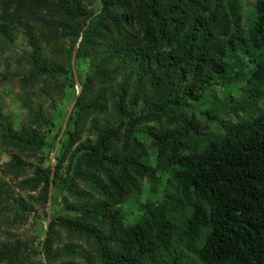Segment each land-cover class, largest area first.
I'll list each match as a JSON object with an SVG mask.
<instances>
[{
    "label": "trees",
    "instance_id": "trees-1",
    "mask_svg": "<svg viewBox=\"0 0 264 264\" xmlns=\"http://www.w3.org/2000/svg\"><path fill=\"white\" fill-rule=\"evenodd\" d=\"M239 5L0 0V51L16 36L27 46L17 130L0 100V146L12 151L0 173L31 169L17 185L37 192L46 221L36 264H264V0L241 26ZM215 86L222 100L199 112L216 122L208 135L192 110ZM46 100L59 106L45 123L34 106ZM224 113L233 122L220 124ZM43 152H54L47 166ZM145 185L130 221L124 203ZM20 247L1 242L0 264H22Z\"/></svg>",
    "mask_w": 264,
    "mask_h": 264
},
{
    "label": "rangeland",
    "instance_id": "rangeland-1",
    "mask_svg": "<svg viewBox=\"0 0 264 264\" xmlns=\"http://www.w3.org/2000/svg\"><path fill=\"white\" fill-rule=\"evenodd\" d=\"M254 0H239L240 6V15H239V23L240 26L243 22V18L245 16L244 10L246 9L248 4H252ZM27 50V46L25 40L21 36H16L13 41L12 46L9 50H5L4 52L0 51V73H3L5 68H7V81L0 85V100H1V110L2 114L11 121L12 127L14 130H17L21 127L25 120V108L23 107V103L21 100L23 95L20 94L19 91V83L15 78L21 76L24 71H26V62L23 58V52ZM16 80V81H15ZM207 89L205 94V99L202 104H198L192 110L194 118H196L202 125L208 123V128H203V134L214 135L216 132V122L211 120H206L199 116V112L205 108L209 107L210 96H214L215 101L222 100V94L220 93V89L216 88ZM77 88V87H76ZM222 89V88H221ZM238 94H236L237 97ZM28 98L31 99L32 102H39L40 94L36 91L30 90V94L27 93ZM239 99V98H237ZM144 105V102L139 103L140 106ZM39 106L42 113V120L46 123L49 115L53 113L54 109H57L59 106L58 103H51L49 105L48 100L46 102L35 103V107ZM261 109H264L262 105H259ZM69 110V108H68ZM234 116L230 113H224L219 117V122L222 125L227 124L229 122H233ZM61 123L60 118H56L54 124L59 125ZM41 125V126H40ZM39 131L43 134H52L55 131V128H52L50 124L48 125V129L44 128L42 123H40ZM152 123H149L148 126H152ZM63 123L61 125V130H63ZM146 127V125H142L140 128ZM47 130V131H46ZM51 130V131H50ZM48 136H46V142H48ZM141 144L146 146L147 143L143 136L140 137ZM56 146H54V151ZM12 154V151L0 146V170L3 165L8 162L9 155ZM45 157L44 166L51 164V159L54 156V152L45 153L43 152ZM35 164V161H32V165ZM31 175V169L28 167L25 170V173L19 179H12L11 177H3L0 173V185L1 190L5 193V197H7L6 202L10 206L0 207V243L7 241H18L21 245L20 249L25 250V254L23 255V263L22 264H36L38 257H34L32 255L33 251L38 249L39 244L43 238V228L46 225L45 218L43 216V209L38 205L33 199L36 198L37 192H28L22 190L18 187L17 182L23 178H27ZM148 182V178L145 179V183ZM167 188V187H166ZM158 193H160L161 188L159 187ZM164 194H169L168 189H164ZM163 194V192H162ZM147 185L141 188L140 193L133 197L130 200H127L124 203L123 210H125L128 215L126 217L131 221L134 217L135 210L139 207V205L144 204L147 201ZM152 201L156 198L151 197ZM14 205V206H13ZM16 210H15V209ZM22 210V211H20ZM177 232L181 228V223H176ZM63 243L57 245V248H61ZM184 241L182 245V249H186L188 246L185 245Z\"/></svg>",
    "mask_w": 264,
    "mask_h": 264
}]
</instances>
